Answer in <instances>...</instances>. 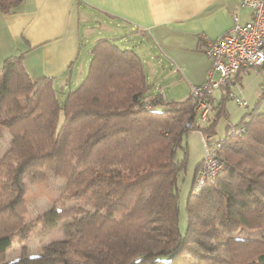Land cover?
<instances>
[{
	"label": "trees",
	"instance_id": "16d2710c",
	"mask_svg": "<svg viewBox=\"0 0 264 264\" xmlns=\"http://www.w3.org/2000/svg\"><path fill=\"white\" fill-rule=\"evenodd\" d=\"M21 1L0 0V10ZM90 51L84 78L61 100L54 77L32 76L22 53L0 65V130L9 136L0 156V251L38 224L66 220L65 247H42L49 264H264V240L233 234L264 231V112L227 123L213 142L224 146L223 166L198 193L192 183L201 161L195 166L181 230L184 136L192 129L207 139L215 134L222 100L204 121L190 96L145 108L138 105L149 87L140 55L109 38L97 39ZM232 127L243 130L229 133ZM38 170L64 178L60 198L77 203L52 205L28 220L21 177L37 178ZM35 259L20 255L0 264Z\"/></svg>",
	"mask_w": 264,
	"mask_h": 264
},
{
	"label": "crops",
	"instance_id": "0c3cea01",
	"mask_svg": "<svg viewBox=\"0 0 264 264\" xmlns=\"http://www.w3.org/2000/svg\"><path fill=\"white\" fill-rule=\"evenodd\" d=\"M238 2L22 0L16 8L6 13L0 10V41L5 37L9 46L14 47L15 51L10 55L23 54L24 66L32 76L43 73L54 77L53 84L60 92L75 87L84 78L91 46L97 39H115L121 46L133 50L135 43L139 42L144 52L156 63H166L167 85L184 84L186 96L178 99L183 100L190 96L191 86L201 83L210 69V60L200 49L201 34L211 38L221 36L231 26L233 14L240 22L249 19L248 9L239 7ZM259 70L264 73V66L258 69L243 68L233 83L212 89L208 99L212 101L214 109L209 118L219 110L215 106L220 99V115H226L225 100L233 99L232 95L243 97L244 75L250 71L259 73ZM145 76L149 85L146 96L161 94L159 97L162 99L175 100L166 95L164 85L148 81ZM216 77L217 73H214L213 78ZM215 91L219 95L216 96ZM255 92L257 98L264 96V79L259 91ZM257 103L252 106L248 103V106L254 112H260L256 110ZM193 131L200 133L196 129L189 133ZM208 141L213 144L215 140L209 135Z\"/></svg>",
	"mask_w": 264,
	"mask_h": 264
},
{
	"label": "rangeland",
	"instance_id": "374dc122",
	"mask_svg": "<svg viewBox=\"0 0 264 264\" xmlns=\"http://www.w3.org/2000/svg\"><path fill=\"white\" fill-rule=\"evenodd\" d=\"M0 41V65L2 63V59L8 55H10L13 51H15L12 47L9 46V42L5 37L1 38ZM115 39H113L114 41ZM115 42V41H114ZM117 43V42H116ZM136 46L135 51L140 55L144 72L147 75L148 81H152L153 83H161L164 85V91L168 97H171L175 100L183 98L186 96L187 90L182 83H177L174 85H167L168 79H165V75L167 73L166 63L161 61L160 63H156V60L151 58L149 54L144 52L143 47L139 42L135 43ZM165 67V69H162ZM260 71V70H259ZM246 77V78H245ZM264 79V73L262 71L255 72L250 71L247 75H244L243 84L245 85L242 96L247 100L250 106L254 103H257L256 110L260 112H264V96L262 98H257L256 91H259L261 82ZM155 85V84H153ZM73 87V86H72ZM148 90V89H147ZM146 90V92H147ZM66 91V90H65ZM146 92L141 97V105L145 108H149L153 104H156V109H162L163 104L167 102L166 99H160L161 101H153L154 99L161 98V94H156L151 97L146 96ZM64 92H60L58 89V98L61 100ZM215 95H219L218 91L214 92ZM241 97V96H240ZM241 97V98H243ZM163 100V101H162ZM169 100V98H168ZM171 100V99H170ZM210 101V100H209ZM149 102L151 104L149 105ZM153 102V103H152ZM211 106V110L209 115L214 109L212 101L209 102ZM192 104V101H191ZM149 106V107H148ZM248 106V108L250 107ZM193 111L196 113V116L199 118L198 112H196V107L193 106ZM239 107L234 99L227 98L225 100V110L226 115L221 114L216 121L215 124V134L211 135V138L216 140L223 137L225 135V126L227 123L235 124L238 122L239 118L248 109ZM252 110V109H251ZM9 136L7 132L4 130H0V156L3 154L4 150L8 146ZM184 144L187 146L188 156H187V166L186 169L180 174L178 179L179 185V227L183 230L186 227V211H185V200L187 198L188 192L191 187V182L193 179V173L195 166L198 162L203 160V154L205 152L206 146L209 149H215L217 145H213L206 137L202 136L198 131L188 132L184 136ZM221 146V145H220ZM220 148V147H219ZM224 146L222 145L220 148V153L224 158ZM182 155V150L178 149L177 156ZM201 163V162H200ZM37 178H32V175L24 174L21 177V182L23 186L22 190V199L24 201L25 207L27 209L26 218L28 220L34 219L38 214L47 210L50 206L54 205L56 207H68L73 205L76 201H63L60 198V193L64 188V178H59L53 175L51 172L47 170H38L36 171ZM35 176V177H36ZM63 201V202H62ZM77 203V202H76ZM80 205H84L88 208L87 203L78 201ZM263 211L261 205L256 206V212L259 213ZM66 220L59 221L57 224L52 227H44L42 224H38V226L31 231V233L23 240V241H14L11 246L5 250L0 251V263L10 262L17 258L20 255H29L34 256L36 259L34 260L36 264H49L51 260L48 257L42 256L43 246H49L50 249L64 248L65 247V229L64 223ZM235 236H244L251 238H259L260 240H264V231H241L234 232ZM75 264V263H74Z\"/></svg>",
	"mask_w": 264,
	"mask_h": 264
},
{
	"label": "built area",
	"instance_id": "2783aa9c",
	"mask_svg": "<svg viewBox=\"0 0 264 264\" xmlns=\"http://www.w3.org/2000/svg\"><path fill=\"white\" fill-rule=\"evenodd\" d=\"M238 3L239 7L248 9L247 21L240 22L237 15L233 14L231 26L221 36L211 38L201 34L200 49L211 65L207 77L190 88L191 101L201 121L207 119L211 110L207 94L212 89L233 83L243 68L258 69L264 66V0H239ZM214 73H217L216 78H213ZM232 96L238 106H248L245 99L237 95ZM160 99L162 98L153 101H161ZM242 130L232 127L229 133L236 134ZM216 145L215 149H209L207 146L205 148L192 186L195 193H198L206 182H212L223 166L222 156L217 153V149L222 145Z\"/></svg>",
	"mask_w": 264,
	"mask_h": 264
},
{
	"label": "bare ground",
	"instance_id": "6f19581e",
	"mask_svg": "<svg viewBox=\"0 0 264 264\" xmlns=\"http://www.w3.org/2000/svg\"><path fill=\"white\" fill-rule=\"evenodd\" d=\"M219 171H220V169L218 170V172H219ZM218 172H217V173H218ZM195 176H196V172H195ZM194 183H195V177H194V180H193L192 186L194 185ZM207 183H208V182H206L205 185H206Z\"/></svg>",
	"mask_w": 264,
	"mask_h": 264
}]
</instances>
